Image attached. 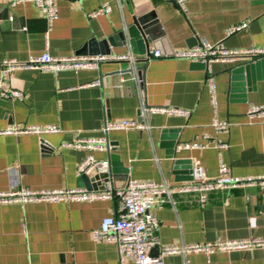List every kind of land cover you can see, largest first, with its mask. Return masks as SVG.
I'll return each mask as SVG.
<instances>
[{
  "label": "crops",
  "instance_id": "crops-1",
  "mask_svg": "<svg viewBox=\"0 0 264 264\" xmlns=\"http://www.w3.org/2000/svg\"><path fill=\"white\" fill-rule=\"evenodd\" d=\"M171 1L56 0L58 17L50 27L34 4L0 1V69L3 61L23 63L45 52L53 58L92 56L77 54L90 40L102 41L120 32H124L126 45L112 39L111 54L131 52L140 57L154 49L170 53L193 45L195 39L222 43L229 49L264 47V0H191L185 12ZM102 4L110 6V13L89 18ZM151 13L160 26L155 35H161L149 40L148 48L141 39L132 45L127 29L135 19ZM242 24L246 28L226 34L229 28ZM135 68L108 62L98 70L78 72L14 71L11 86L23 94V100H10L0 93V131L9 126L47 125H56L60 131L0 134V192L11 186L102 191L106 181L99 178L98 169L85 181L76 173L88 155L99 163L112 162L115 189L123 188L127 176L180 183L186 180L191 159L201 162L209 179L217 177L219 160L230 167L233 176L264 175V123L250 122L247 117L249 105L264 106V62L247 66L242 62L214 63L210 68L216 85V113L230 125L227 134L217 136L227 145L223 150L175 151L176 145L199 143L203 133L212 132L213 107L205 68L173 58H154L147 63L138 59ZM129 69L131 73H127ZM142 104L181 109L188 115H141ZM106 120L138 121L150 129L109 132L107 151L64 146L79 139L103 138ZM176 200L175 208L163 205L153 209L160 224L159 246L264 237V190L214 193L204 206L193 196H177ZM120 207L116 197L93 202L0 204V264H132L119 260L113 244L92 239V231L102 219ZM158 249L154 248L152 255H157ZM164 263L264 264V250L217 252L209 259L199 252L169 255Z\"/></svg>",
  "mask_w": 264,
  "mask_h": 264
},
{
  "label": "built area",
  "instance_id": "built-area-1",
  "mask_svg": "<svg viewBox=\"0 0 264 264\" xmlns=\"http://www.w3.org/2000/svg\"><path fill=\"white\" fill-rule=\"evenodd\" d=\"M12 4L32 3L45 16L50 27L58 17L56 0H0ZM182 12L186 11V3L191 0H174ZM111 11L108 4H102L88 17L96 18L107 15ZM12 17L9 18L12 21ZM246 28V24L229 28L226 32L230 35ZM22 30H25L22 28ZM130 47V45H129ZM154 58L184 59L197 64L206 70L205 85L210 94V102L213 107V117L210 121L211 133H203L201 142H189L178 144L175 151L190 149H205L213 147L217 150L227 148L217 136L227 134L230 125L221 120L216 113V85L214 76L210 71L214 63L242 62L243 66L264 62V47H248L240 49H229L222 43H210L205 39H195L193 45L179 51L170 53L154 49L148 50L140 57L127 52L125 54H109L96 56H71L67 58H53L48 52L41 56L30 57L26 62L3 61L0 69V93L1 96L10 100H23V94L11 86L12 73L16 70L37 69L48 72L82 70H98L100 65L108 62L128 63L133 71L138 59L147 63ZM133 66V67H132ZM243 68V67H241ZM137 82L141 79L134 78ZM141 115L167 114L186 116L188 112L172 108H147L142 104ZM247 117L250 122L258 120L264 123V106L249 105ZM150 126L138 121L106 120L102 126L101 139H79L66 143L64 146L72 147L88 152L109 150L107 134L112 131L138 130L147 131ZM60 130L56 125L47 126H9L0 134H55ZM158 161L157 159L155 160ZM105 163V162H103ZM101 163L97 162L92 155L85 157L77 166L76 173L82 178ZM258 188L264 190V175L236 177L231 174L230 167L219 160L218 175L209 179L205 175V169L197 159H191L186 172V180L177 184L169 181L161 182L139 181L127 176L125 184L121 189H115L111 181H106L102 191H90L82 187L73 189H41L31 190L27 188H16L11 186L7 192H0V204H32V203H69V202H93L97 200H110L119 198L121 207L118 212L112 213L102 219L99 227L92 231V239L95 242H106L116 247L120 261L128 260L132 264H165L164 258L169 255L186 256L190 253H202L207 259L217 252H252L264 250V237H250L242 240H215L204 244H182L180 246H159L157 232L159 221L153 214V209L163 205L173 208L177 205V196H193L199 206L206 205L210 196L214 193L226 192L232 189ZM158 249L157 255H152L154 248Z\"/></svg>",
  "mask_w": 264,
  "mask_h": 264
},
{
  "label": "water",
  "instance_id": "water-1",
  "mask_svg": "<svg viewBox=\"0 0 264 264\" xmlns=\"http://www.w3.org/2000/svg\"><path fill=\"white\" fill-rule=\"evenodd\" d=\"M174 2L173 0L171 1ZM160 29L158 21L156 20L153 13L148 14L142 18H138L134 20L133 26L127 29V37L130 43L133 45L135 40L143 41L145 48H148V41L154 40L155 38H159L160 33L155 35V30ZM112 39L122 45H126V38L124 36V32H120L112 38H107L102 41H96L95 39L90 40L87 44L78 52L77 55H109L111 54L109 48L113 47ZM120 44V45H121ZM119 45V44H118ZM244 68V67H243ZM144 68H138V70L143 71ZM132 70H127V73H131ZM143 79V78H142ZM143 81V80H142ZM99 170V178H102L104 181L113 182V177L116 173V170L113 168V164L111 161L101 163L95 167ZM88 177H82V180L85 181ZM127 179V178H126Z\"/></svg>",
  "mask_w": 264,
  "mask_h": 264
}]
</instances>
